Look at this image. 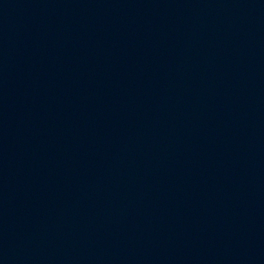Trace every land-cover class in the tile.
I'll list each match as a JSON object with an SVG mask.
<instances>
[{
	"label": "water",
	"instance_id": "95a60500",
	"mask_svg": "<svg viewBox=\"0 0 264 264\" xmlns=\"http://www.w3.org/2000/svg\"><path fill=\"white\" fill-rule=\"evenodd\" d=\"M0 264H264V0H67L0 127Z\"/></svg>",
	"mask_w": 264,
	"mask_h": 264
}]
</instances>
